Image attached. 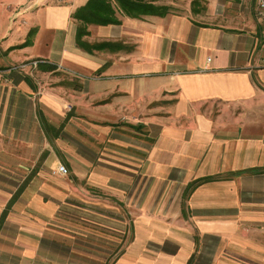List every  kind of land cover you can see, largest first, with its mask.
<instances>
[{
    "label": "crops",
    "instance_id": "0c3cea01",
    "mask_svg": "<svg viewBox=\"0 0 264 264\" xmlns=\"http://www.w3.org/2000/svg\"><path fill=\"white\" fill-rule=\"evenodd\" d=\"M87 1L0 0L1 191L13 174L22 181L29 176L30 159H60L54 150L60 136L50 134L44 120L52 129L59 126L57 72L82 75L83 91L96 98L99 90L117 96L131 91L133 98L144 92L148 100L164 92L169 106L159 119L158 142L143 149L148 161L138 178L144 186L132 215L133 252L119 262L264 264V28L251 17H245L246 27L187 13L129 17L101 27L127 30L136 46L113 50L110 61L98 62L76 42L73 13ZM246 1L256 12L255 2ZM36 59L53 67L31 63ZM23 63L28 65L19 68ZM169 179H181L177 209V200L165 202L171 188L153 184ZM194 181L204 182L188 191ZM11 206L0 222V263L37 264L44 232L37 222L49 215L29 212L45 206Z\"/></svg>",
    "mask_w": 264,
    "mask_h": 264
},
{
    "label": "rangeland",
    "instance_id": "374dc122",
    "mask_svg": "<svg viewBox=\"0 0 264 264\" xmlns=\"http://www.w3.org/2000/svg\"><path fill=\"white\" fill-rule=\"evenodd\" d=\"M151 1L170 6V13H187L200 21L244 23L246 27L249 22L245 17H251L264 28L256 12L251 11L253 6H249L246 0H197L195 4L192 0ZM117 16L122 22L129 19L119 11ZM144 21L149 22V19ZM101 26L107 25H89L88 34L82 39L93 45L115 43L116 48L87 51L78 45L82 50L93 53L95 61H110L113 50L131 52L132 45L136 46L127 30L119 27L110 30ZM139 41L142 42L143 37ZM57 75L62 86L59 126L53 125L52 129L48 119L44 120L47 129L51 130L49 133L60 136V148L56 142L54 147L60 159H30L29 176L23 181L10 174L12 179L8 181L13 186L9 183L6 190L0 189V204H6V209L0 213V222H4L12 204L45 206L43 211L29 212L30 215H49L37 222L44 230L41 236L43 254L41 260H36L37 264H123L120 259L125 252L132 253L134 247L132 215L136 211L138 187L140 184L144 186V180L140 183L138 178L145 174L143 164L148 161L143 158V149L154 148L158 142L155 138L162 126L159 119L163 120L160 116L169 106L168 96L161 92L153 100H148L150 96L144 92L133 98L131 91L117 96L108 90H99L96 98L83 91L84 83L82 86L79 83L82 75L65 70L57 72ZM93 75H101V72L96 71ZM126 76L136 78L135 75ZM43 155V158L47 157L48 151ZM61 165L66 167V173L58 171ZM40 170L45 178H37ZM5 174L9 175L7 171ZM203 182L194 181L188 186V191H194ZM153 184L157 188L162 185L159 187L162 191L171 188L172 193L165 202L172 205V201L177 200L174 205L177 209L180 196L175 193L181 188V179ZM145 188H150V184ZM9 191L13 192L11 197ZM124 191L126 195H122ZM1 192L7 193L2 195ZM162 197H157L158 204ZM141 198L147 201L149 197L143 195ZM30 219L34 220L33 217Z\"/></svg>",
    "mask_w": 264,
    "mask_h": 264
},
{
    "label": "trees",
    "instance_id": "16d2710c",
    "mask_svg": "<svg viewBox=\"0 0 264 264\" xmlns=\"http://www.w3.org/2000/svg\"><path fill=\"white\" fill-rule=\"evenodd\" d=\"M195 3H197V0H192V4ZM118 11L132 18H144L148 15L165 16L171 12V7L157 4L151 0H88L73 13V18L79 22L77 25V44L87 51L106 47L116 48L115 43L102 42L93 45L84 41L82 37L88 34L87 27L89 25L121 24L122 21L117 16ZM41 63V67H44L45 70L53 67L47 61ZM10 202L12 203L13 199ZM189 264H191V261Z\"/></svg>",
    "mask_w": 264,
    "mask_h": 264
},
{
    "label": "built area",
    "instance_id": "2783aa9c",
    "mask_svg": "<svg viewBox=\"0 0 264 264\" xmlns=\"http://www.w3.org/2000/svg\"><path fill=\"white\" fill-rule=\"evenodd\" d=\"M255 2L256 7V14L261 23L264 25V0H253ZM45 62L44 60H34L31 63L34 65H37L38 63ZM261 63L264 65V57L261 59ZM28 65V63H23L19 66V68H25ZM58 171L61 173H66L67 169L64 165H61L58 168Z\"/></svg>",
    "mask_w": 264,
    "mask_h": 264
}]
</instances>
